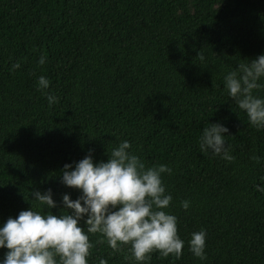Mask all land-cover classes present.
I'll return each instance as SVG.
<instances>
[{
	"label": "trees",
	"instance_id": "16d2710c",
	"mask_svg": "<svg viewBox=\"0 0 264 264\" xmlns=\"http://www.w3.org/2000/svg\"><path fill=\"white\" fill-rule=\"evenodd\" d=\"M262 52L264 0H0V223L30 206L66 212L62 194L80 191L61 183L63 165L90 149L94 162L106 160L128 140L146 166L172 169L162 174L165 211L185 241L178 259L153 251L147 264H264V128L223 87L227 72ZM41 75L54 104L37 88ZM209 122L227 127L233 160L200 152ZM48 188L52 209L31 197ZM201 228L204 260L187 243ZM89 240L88 264H138L129 245Z\"/></svg>",
	"mask_w": 264,
	"mask_h": 264
},
{
	"label": "clouds",
	"instance_id": "9594fccd",
	"mask_svg": "<svg viewBox=\"0 0 264 264\" xmlns=\"http://www.w3.org/2000/svg\"><path fill=\"white\" fill-rule=\"evenodd\" d=\"M200 55L203 60V55ZM38 64L45 63L41 55ZM20 67L12 63L11 69ZM264 52L223 77L228 97L243 110L250 124L264 128V97L254 95L264 85ZM50 81L43 75L37 78V88L45 94L49 104L58 101L54 94L44 93ZM227 127L219 122L208 123L199 136L201 153L210 152L226 161L234 159L225 141ZM128 140L113 147L107 159L94 162L89 154L73 163H65L60 181L67 187L78 189L80 194L71 199L68 193L61 196L59 215L33 210L30 206L0 223V248L7 249L0 264H88L89 250L93 247L89 234L100 233L108 246L118 251L129 245L132 258L138 264H147L153 251L161 256L182 254L185 241L177 232V217L165 209L172 196L165 190L162 174H171L165 164L146 166L132 151ZM259 159L258 157H254ZM264 190V189H262ZM31 197L39 206L52 209L57 206L51 188L43 192L34 190ZM180 206L188 209L190 201L181 200ZM81 222L83 226L81 225ZM206 231L201 228L191 233L187 241L193 256L204 260ZM98 264H107L103 258Z\"/></svg>",
	"mask_w": 264,
	"mask_h": 264
}]
</instances>
